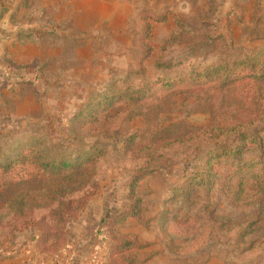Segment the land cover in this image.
<instances>
[{"label": "rangeland", "instance_id": "obj_1", "mask_svg": "<svg viewBox=\"0 0 264 264\" xmlns=\"http://www.w3.org/2000/svg\"><path fill=\"white\" fill-rule=\"evenodd\" d=\"M114 1L118 5L109 7L104 15L97 13L96 6L78 5L77 11L90 14L67 16L69 9L56 3L0 0L2 59L7 62L12 57L17 64L35 66L30 71L9 73L0 65V88L5 90L0 134L17 131L1 138V146L17 149L21 141L37 133L56 142L66 134L68 119L78 105L102 91L110 80L138 68L146 46L150 52L143 65L147 75L154 76L161 47L175 33L182 32L185 39L169 49L167 55L172 57L190 48L203 59H215L224 51L225 40L232 43L234 51L264 45V0L108 3ZM15 29H19L17 33ZM208 35L217 36L215 45L198 48ZM213 111L206 101L178 96L165 105L163 116L171 115L177 122L175 128L181 131L208 124ZM132 126L143 129L147 125L138 116ZM190 171L191 160H178L145 176L137 186L143 201L140 218H128L110 228L112 217L128 204L131 172L107 168L94 194L71 219L65 241L72 234L70 225L87 211L84 216L94 220L87 235L90 251L97 253L99 263L128 264L131 258V264H264V208L243 212L216 189L211 193L200 189L188 199L174 195L171 189L180 186ZM121 237L129 243L123 250L113 251L108 260L107 251L116 247Z\"/></svg>", "mask_w": 264, "mask_h": 264}, {"label": "trees", "instance_id": "obj_2", "mask_svg": "<svg viewBox=\"0 0 264 264\" xmlns=\"http://www.w3.org/2000/svg\"><path fill=\"white\" fill-rule=\"evenodd\" d=\"M184 37L179 32L164 42L154 76H148L143 65L150 52L146 46L138 68L110 80L78 105L66 134L56 142L37 133L17 149L0 145V241L36 228L38 248L56 252L71 219L112 166L131 176L128 204L112 217L110 228L128 218L139 219L143 210L139 182L178 160H191V171L171 189L174 195L188 199L200 189L209 193L216 189L243 212L264 208V45L234 51L225 40L224 51L211 60L190 48L177 57L167 55ZM216 40L208 35L197 47L210 48ZM6 67L13 73L35 66L8 60ZM178 96L209 103L214 110L210 122L178 131L173 117L163 116L165 105ZM138 116L147 125L143 129L132 126ZM16 132L0 134V139ZM120 241L107 251L108 260L129 243L124 237ZM132 262L130 258L128 264Z\"/></svg>", "mask_w": 264, "mask_h": 264}, {"label": "crops", "instance_id": "obj_3", "mask_svg": "<svg viewBox=\"0 0 264 264\" xmlns=\"http://www.w3.org/2000/svg\"><path fill=\"white\" fill-rule=\"evenodd\" d=\"M112 0H41V5L47 4H59L66 6L69 10L67 11L68 15L72 14H90L87 11H77L78 5L83 6H96L99 10L97 13L102 15L106 14L109 7L118 5V3L111 2ZM73 8V10L71 9ZM82 14V15H83ZM5 18H2L1 21H4ZM15 29L14 33H17ZM4 31L1 28L0 24V35ZM5 34L10 35L11 37L16 34ZM1 41V40H0ZM1 46V44H0ZM1 48V52H2ZM10 53H13V48L8 50ZM0 52V65L6 66V61L2 59V53ZM13 56V54H12ZM13 62H17L16 58L10 57ZM18 63V62H17ZM3 88H0V108L2 103ZM93 201V200H92ZM87 209V208H86ZM87 211H84L86 213ZM84 213L79 217L78 220L73 222L70 225L69 232L72 234L70 239L66 238L65 243L58 247L57 251L54 253H45L42 252L36 245V237L38 231L36 229H29L17 232L11 235L7 239L0 241V264H89L92 259L91 247L88 242L89 231L93 228L94 220L88 219ZM67 237V236H66ZM101 247V245H98ZM97 247V248H98ZM104 264V263H97Z\"/></svg>", "mask_w": 264, "mask_h": 264}, {"label": "built area", "instance_id": "obj_4", "mask_svg": "<svg viewBox=\"0 0 264 264\" xmlns=\"http://www.w3.org/2000/svg\"><path fill=\"white\" fill-rule=\"evenodd\" d=\"M97 256H98L97 253H94L89 264H97L98 263V257Z\"/></svg>", "mask_w": 264, "mask_h": 264}]
</instances>
